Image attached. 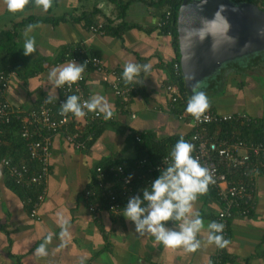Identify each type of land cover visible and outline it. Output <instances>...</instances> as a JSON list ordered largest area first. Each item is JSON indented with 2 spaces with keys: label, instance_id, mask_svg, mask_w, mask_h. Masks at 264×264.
Masks as SVG:
<instances>
[{
  "label": "crops",
  "instance_id": "0c3cea01",
  "mask_svg": "<svg viewBox=\"0 0 264 264\" xmlns=\"http://www.w3.org/2000/svg\"><path fill=\"white\" fill-rule=\"evenodd\" d=\"M128 1L53 0L52 7L43 12L31 0L23 12L13 14L0 0V32L33 19L20 28L16 49L24 65L20 66L22 74L11 72L7 91L9 101L22 111L39 107L47 97L52 88L48 73L70 62L66 60L68 53L77 54L84 49L88 55L102 59L107 72L123 73L128 62L150 65L147 76L142 72L138 82L131 83L138 92L130 99L127 111L119 109L120 101L104 80L105 73L86 65L85 95L88 99L93 94L105 97L114 119L85 150H76L62 134L54 136L47 195L39 218L30 215L31 195L25 196L10 186L14 180L0 161V264H214L219 252L223 255L222 264H264V175L257 183V209L248 217L232 219L225 249L209 245L206 240L207 225L215 221L221 209L207 193L194 203L205 230L197 237L201 246L192 252L183 247L166 248L155 237L138 234L123 211L113 214L103 209L99 218L90 211L91 202L103 204L100 197L86 195V190L94 188L95 169L110 160L135 158V134L152 133L162 138L185 137L192 132L190 120L179 119L170 107L165 90L168 79L175 75L173 63L177 54L173 37L158 28L162 17L154 5L133 1L126 6ZM106 22H111L119 34L90 29ZM123 22L129 27H124ZM29 25H36L30 33L35 38L36 51L25 56L23 33ZM250 56L242 63L235 60L222 66L208 79L209 87L203 92L209 106L217 112H242L257 121L248 127L264 126V51ZM5 60L0 52V66ZM56 93L60 99L64 92L58 88ZM77 121L85 124L87 120L83 117ZM10 150H5V157ZM62 221L68 227L63 240ZM167 226L172 227V222ZM50 233L53 239L47 245V255L36 257L35 249Z\"/></svg>",
  "mask_w": 264,
  "mask_h": 264
},
{
  "label": "built area",
  "instance_id": "2783aa9c",
  "mask_svg": "<svg viewBox=\"0 0 264 264\" xmlns=\"http://www.w3.org/2000/svg\"><path fill=\"white\" fill-rule=\"evenodd\" d=\"M150 1L158 3L160 0ZM171 14V9H168L157 24L159 28L168 24ZM90 29L95 33H103L102 25L91 26ZM66 60H74L78 64L87 61V65L90 67L103 71L105 73L104 80L110 83V87L120 101L119 109L121 111L129 110V101L138 92V87L131 83L126 84L122 73L119 71L107 72L102 59L98 56L88 55L84 49L78 50L77 54L68 53ZM173 64L176 77L183 75L180 62L176 61ZM86 71L85 68L83 78L73 84L71 88L68 85L60 88L64 92L60 99L52 103H46L44 99L39 107L30 111H22L9 101L7 91L12 75L11 72L0 71V151L4 144L3 126L16 117L21 122V136L26 142L30 159L36 162L37 167L33 172L26 161L14 162L12 158L5 156L0 158V161L16 184L34 193L29 197V203L32 206L30 215L33 218H39L40 206L47 195L54 136L62 134L64 139L76 150H85L95 139V133L89 130V125L105 124L114 119L113 115L110 119H104L102 115L85 110L87 114L84 117L87 121L82 124L72 114L59 115L60 105L67 96L75 93L81 98V101L88 100L84 93ZM165 90L170 98V107L176 111L177 117L181 120L189 119L192 123L189 142L193 145L192 155L212 174L214 182L209 184L208 189L217 192V201L221 205L215 221L224 225L220 235L230 241L232 219L248 217L257 209V183L259 178L264 175V141L245 139L238 131L225 130L222 132V127L225 123L250 126L257 121L242 112L221 113L212 108H208L201 119L196 120L186 112V98L179 83L174 81L173 77L168 79ZM131 116L135 117V114L131 113ZM136 140H141L139 134H136ZM144 162L145 160L139 161L138 167H142ZM170 163L169 152L150 168V173L160 172ZM117 173L121 176L122 181L120 193L126 197L127 201L131 196L137 194L142 196V189L148 187L154 180L143 174L139 177L142 188L137 189L133 178L129 179L130 175L123 167H118ZM96 177L104 202L101 205L93 202L89 204V209L95 218L101 216L103 209H107L113 214L122 212L126 205L121 202L120 196L111 188V184L106 178V172L101 167L97 168ZM86 195L88 197L90 193L87 192ZM222 258V252H219L216 256L217 264H222Z\"/></svg>",
  "mask_w": 264,
  "mask_h": 264
},
{
  "label": "clouds",
  "instance_id": "9594fccd",
  "mask_svg": "<svg viewBox=\"0 0 264 264\" xmlns=\"http://www.w3.org/2000/svg\"><path fill=\"white\" fill-rule=\"evenodd\" d=\"M7 10L13 14L23 12L31 0H3ZM35 7L47 12L53 0H34ZM102 7V5H101ZM226 10L221 4L213 18ZM36 25H29L24 31L23 54L30 56L35 53V38L30 35ZM87 61L78 64L74 60L67 64L57 66L48 73L51 90L45 98L46 103H52L59 97L58 88L68 85L69 88L83 78ZM150 72V65L133 62L125 63L122 78L126 84L138 82L137 78ZM209 108V101L204 92L193 89V94L187 101L186 112L196 120H200ZM102 115L104 119L112 117L107 99L99 94H93L88 100L81 101L77 95H69L60 105V116L72 114L76 118H83L87 112ZM193 145L181 137L170 152L171 163L160 170V175L150 185L142 189V196L137 194L128 198L123 208V216L134 224V231L140 235L149 234L166 248L183 247L192 252L201 246L198 234L205 230L204 221L198 212L194 211V203L198 197L208 191V186L213 183L210 171L201 165L193 155ZM131 179V176L129 177ZM172 222V227H168ZM60 238L68 235L67 223L60 224ZM224 225L212 221L207 225L206 240L209 245L215 244L224 248L229 241L224 239ZM53 235L50 233L44 241L35 249L34 255L42 257L47 255V245L51 244Z\"/></svg>",
  "mask_w": 264,
  "mask_h": 264
},
{
  "label": "trees",
  "instance_id": "16d2710c",
  "mask_svg": "<svg viewBox=\"0 0 264 264\" xmlns=\"http://www.w3.org/2000/svg\"><path fill=\"white\" fill-rule=\"evenodd\" d=\"M133 1H140L146 4L154 5L158 11L159 16L164 17L165 13L168 11V9H171L172 14L171 18L168 22V24L164 25V27L160 28L164 33H169L173 37L174 40V47L176 50V60L179 61V37H178V14L180 7L182 5L183 0H160L158 3H153L150 0H129L126 6H128ZM234 2H248L258 5L260 8L264 9V0H232ZM123 8V10H126V8ZM123 14V13H122ZM121 14V15H122ZM33 19H26L22 21L19 25H16L10 29H5L0 32V52L3 53V56L6 57L7 60H5V64L0 66V71L5 72H18L19 74H22L20 71V66L24 65L22 61H20L17 54V38L20 34V28L28 25L32 22ZM124 27H129L126 25V23L123 22ZM122 29V27H117V29ZM159 28V27H158ZM103 31L105 30V33L107 34H119L118 31H116V28L111 24V22H106L104 26H102ZM264 51V50H262ZM259 51V52H262ZM255 52L250 54L251 56L259 53ZM247 56H241L238 57L237 62H244ZM250 56V57H251ZM233 60V61H235ZM233 61L229 62L232 63ZM43 61H41L42 63ZM40 63V64H41ZM228 63L224 64L223 66H226ZM38 69H41V65ZM174 81L178 82L180 85V89L183 92V95L186 98V101L191 97L193 94L192 92H189L186 89L185 81L183 75L176 77L174 75L173 77ZM208 81V82H207ZM205 83H203L200 88L197 90L205 91L209 87V80H207ZM209 108H212L209 106ZM109 123L105 124H99L94 123L89 125V130L93 131L95 133V139L101 135V133L105 130ZM213 130L215 128H212ZM225 130L229 131H238L242 134L244 138L252 139L255 141H264V126H252L248 127L246 125H239L236 126L234 123H225L222 127V132ZM191 135V134H190ZM190 135H187L183 137L187 142H190ZM139 136L141 138L140 141L136 140V134L134 136L135 142H136V149H137V155L133 159L129 160H117V161H111L110 162H103L100 166L103 171L106 172V178L111 184V188L116 191V194L120 196L121 202L126 205L127 199L125 196H122L120 191L122 189V181L121 176L117 173L118 167H123L127 173L133 178L134 185L137 187V189L142 188V183L139 180V177H141L143 174H145L148 178L156 179L160 172H154L150 173V168L154 166L157 162H159L163 157H165L171 150L173 149L174 145L177 143V141L181 138V136H169V137H162L157 138L152 133H139ZM4 144L1 147L0 151V158L4 157L5 150L10 151V155L8 157L12 158L14 162H20V161H26L29 163L31 169L36 170V162L32 159H30V154L26 147V142L24 138L21 136V122L16 119V117H13L10 123L3 126V135ZM8 142V146H5V143ZM145 160L142 167H138V162ZM97 167V168H98ZM97 168L95 169V185L94 188L86 190V193L89 192L90 197H100L101 201H103V196L101 195V188H99V184L97 183ZM10 186L13 187L16 190H21L25 196L32 195L33 192L29 189H25L22 186L16 184V182L12 181L10 182ZM208 195L212 196L217 200V192L213 191L211 189H208L206 192ZM104 202V201H103ZM225 262V260H224ZM214 264H217L216 258L214 260Z\"/></svg>",
  "mask_w": 264,
  "mask_h": 264
},
{
  "label": "water",
  "instance_id": "95a60500",
  "mask_svg": "<svg viewBox=\"0 0 264 264\" xmlns=\"http://www.w3.org/2000/svg\"><path fill=\"white\" fill-rule=\"evenodd\" d=\"M226 10L213 18L218 7ZM179 62L193 92L226 63L264 50V9L232 0H183L178 14Z\"/></svg>",
  "mask_w": 264,
  "mask_h": 264
},
{
  "label": "rangeland",
  "instance_id": "374dc122",
  "mask_svg": "<svg viewBox=\"0 0 264 264\" xmlns=\"http://www.w3.org/2000/svg\"><path fill=\"white\" fill-rule=\"evenodd\" d=\"M193 93V92H192Z\"/></svg>",
  "mask_w": 264,
  "mask_h": 264
}]
</instances>
